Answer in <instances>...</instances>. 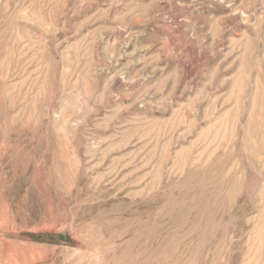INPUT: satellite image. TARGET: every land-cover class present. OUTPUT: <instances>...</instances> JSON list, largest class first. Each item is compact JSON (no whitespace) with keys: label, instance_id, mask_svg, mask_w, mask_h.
I'll list each match as a JSON object with an SVG mask.
<instances>
[{"label":"rangeland","instance_id":"obj_1","mask_svg":"<svg viewBox=\"0 0 264 264\" xmlns=\"http://www.w3.org/2000/svg\"><path fill=\"white\" fill-rule=\"evenodd\" d=\"M264 264V0H0V264Z\"/></svg>","mask_w":264,"mask_h":264},{"label":"crops","instance_id":"obj_2","mask_svg":"<svg viewBox=\"0 0 264 264\" xmlns=\"http://www.w3.org/2000/svg\"><path fill=\"white\" fill-rule=\"evenodd\" d=\"M9 264V263H8Z\"/></svg>","mask_w":264,"mask_h":264}]
</instances>
